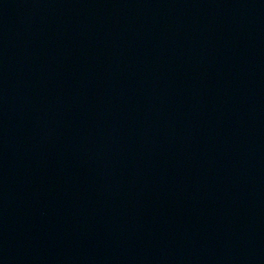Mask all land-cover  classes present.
Masks as SVG:
<instances>
[{"label": "water", "instance_id": "water-1", "mask_svg": "<svg viewBox=\"0 0 264 264\" xmlns=\"http://www.w3.org/2000/svg\"><path fill=\"white\" fill-rule=\"evenodd\" d=\"M0 264H264V0H0Z\"/></svg>", "mask_w": 264, "mask_h": 264}]
</instances>
